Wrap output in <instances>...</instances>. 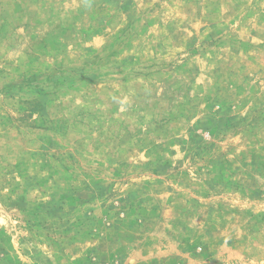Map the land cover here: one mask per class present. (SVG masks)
I'll list each match as a JSON object with an SVG mask.
<instances>
[{
  "label": "rangeland",
  "instance_id": "374dc122",
  "mask_svg": "<svg viewBox=\"0 0 264 264\" xmlns=\"http://www.w3.org/2000/svg\"><path fill=\"white\" fill-rule=\"evenodd\" d=\"M0 264H264V0H0Z\"/></svg>",
  "mask_w": 264,
  "mask_h": 264
}]
</instances>
